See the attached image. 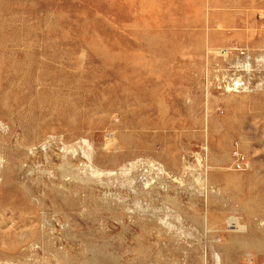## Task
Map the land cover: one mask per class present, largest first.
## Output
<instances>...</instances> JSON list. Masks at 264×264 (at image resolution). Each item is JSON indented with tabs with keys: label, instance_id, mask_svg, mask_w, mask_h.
<instances>
[{
	"label": "rangeland",
	"instance_id": "rangeland-1",
	"mask_svg": "<svg viewBox=\"0 0 264 264\" xmlns=\"http://www.w3.org/2000/svg\"><path fill=\"white\" fill-rule=\"evenodd\" d=\"M0 264H264V0H0Z\"/></svg>",
	"mask_w": 264,
	"mask_h": 264
},
{
	"label": "built area",
	"instance_id": "built-area-1",
	"mask_svg": "<svg viewBox=\"0 0 264 264\" xmlns=\"http://www.w3.org/2000/svg\"><path fill=\"white\" fill-rule=\"evenodd\" d=\"M235 87H241L237 82L234 84ZM231 166L234 170L243 171L249 168V160L245 153L241 151L237 142H235L230 152Z\"/></svg>",
	"mask_w": 264,
	"mask_h": 264
},
{
	"label": "bare ground",
	"instance_id": "bare-ground-1",
	"mask_svg": "<svg viewBox=\"0 0 264 264\" xmlns=\"http://www.w3.org/2000/svg\"><path fill=\"white\" fill-rule=\"evenodd\" d=\"M215 50H216V49H215ZM216 52H217V51H216ZM225 73H226V72H225ZM234 73H235V72H234ZM237 75H238V74H237ZM241 77H242V76H241ZM229 78H230V76H229ZM233 78H234V76H233ZM231 80H232V78H231ZM229 84H230V83H229ZM240 84H241V83H240ZM242 84H243V83H242ZM230 87H231V86H230ZM238 88H240V87H238ZM225 90H226V89H225ZM234 90H235V89H234ZM243 91H244V90H243ZM260 91H261V90H260ZM232 92H233V91H232ZM3 123H4V122H3ZM56 143H57V142H56ZM65 144H66V143H65ZM44 145H45V144H44ZM50 146H51V145H50ZM57 146H58V145H57ZM46 147H49V146H46ZM44 148H45V147H44ZM50 149H51V148H50ZM54 149H56V148H54ZM54 149H53V150H54ZM59 149H60V148H59ZM57 150H58V149H57ZM68 150H69V149H68ZM43 151H44V150H43ZM61 151H62V150H61ZM49 152H50V151H49ZM69 152H70V150H69ZM44 153H45V152H44ZM61 153L64 154V152H61ZM47 154H48V153H47ZM57 154H58V153H57ZM72 154H73V153H72ZM138 155H139V154H138ZM205 155H206V154H205ZM45 156H46V154H45ZM62 156H63V155H62ZM51 157H52V156H51ZM56 157H57V156H56ZM56 157H55V158H56ZM58 157H59V156H58ZM58 157H57V158H58ZM60 157H61V156H60ZM65 157H66V155H65ZM91 157H92V156H91ZM124 157H125V156H124ZM124 157H123V158H124ZM46 158H47V157H46ZM72 158H73V157H72ZM58 159H59V158H58ZM63 159H64V157H63ZM74 159H75V158H74ZM121 159H122V158H121ZM77 160H78V159H77ZM60 162L62 163V161H60ZM64 162H65V160L63 161V163H64ZM83 162H84V161H83ZM91 162H92V161H91ZM131 162H132V161H131ZM169 162H170V160H169ZM169 162H168V163H169ZM207 162H208V161H207ZM85 163H86V162H85ZM82 164H83V163H82ZM92 164H93V163H92ZM124 164H125V162H124ZM205 164H207V163H205ZM69 165H70V164H69ZM126 165H127V164H126ZM70 166H71V165H70ZM70 166H69V167H70ZM95 166H96V165H95ZM128 166H129V165H128ZM138 166H139V165H138ZM145 166H146V165H145ZM145 166H144V167H145ZM64 167H65V165H64ZM75 167H76V165H75ZM79 167H80V166H79ZM82 167H83V166H82ZM82 167H81V168H82ZM72 168H73V167H72ZM72 168H71V169H72ZM208 168H210V167H208ZM83 169H85V168H83ZM101 169H102V168H101ZM139 169H140V168H139ZM204 169H205V168H204ZM72 170H77V169L74 168V169H72ZM106 170H107V169H106ZM137 170H138V169H137ZM78 171H80V170L78 169ZM78 171H77V172H78ZM141 171H142V170H141ZM143 171H144V170H143ZM149 171H150V170H149ZM149 171H148V173H149ZM9 172H10V171H9ZM74 172H76V171H74ZM77 172H76V173H77ZM83 172H84V171H83ZM83 172H82V174H83ZM150 172H151V171H150ZM212 172H213V170H212ZM133 173H135V171H134ZM133 173H132V174H133ZM136 173H137V172H136ZM142 173H144V172H142ZM159 173H160V172H159ZM163 173H164V172H163ZM166 173H167V172H166ZM169 173H170V172H169ZM206 173H207V172H206ZM208 173H209V172H208ZM208 173H207V174H208ZM74 174H75V173H74ZM77 174H78V173H77ZM82 174H81V175H82ZM87 174H89V173H87ZM149 174H150V173H149ZM170 174H171V173H170ZM170 174H169V175H170ZM75 175H76V174H75ZM81 175H79V176L81 177ZM84 175H85V173H84ZM137 175H138V174H137ZM140 175H141V174H140ZM154 175H155V174H154ZM161 175H162V174H161ZM173 175H174V174H173ZM210 175H211V174H210ZM86 176H87V175H86ZM90 176H91V175H90ZM102 176H103V175H102ZM131 176H132V175H131ZM133 176H134V174H133ZM142 176H143V175H142ZM142 176H141V177H142ZM95 178H96V177H95ZM150 178H151V176H150ZM153 178H154V177H153ZM175 178H176V177H175ZM178 178H179V177H178ZM103 179H104V178L102 177V180H103ZM136 179H137V178H136ZM146 179H147V178H146ZM139 180H140V178H139ZM175 180H176V179H175ZM141 181H142V180H141ZM107 182H108V181H107ZM145 183H146V182H145ZM145 183H144V184H145ZM136 184H137V183H135L134 185H136ZM150 186H151V185H150ZM141 187H142V184H141ZM119 188H120V187H119ZM134 188H135V187H134ZM146 188H147V187H146ZM135 190H136V189H135ZM133 191H134V189H133ZM126 192H127V191H126ZM136 194H137V193H136ZM177 210H178V209H177ZM176 212H177V211H176ZM178 212H179V211H178ZM182 218H183V217H182ZM199 263H200V262H199ZM201 263H202V262H201Z\"/></svg>",
	"mask_w": 264,
	"mask_h": 264
}]
</instances>
